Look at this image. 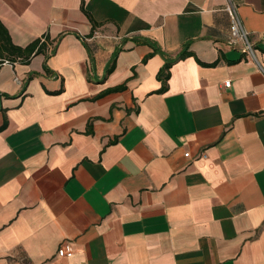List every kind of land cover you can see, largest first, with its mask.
<instances>
[{
    "label": "crops",
    "instance_id": "obj_1",
    "mask_svg": "<svg viewBox=\"0 0 264 264\" xmlns=\"http://www.w3.org/2000/svg\"><path fill=\"white\" fill-rule=\"evenodd\" d=\"M232 1L256 60L225 0H0V58L46 44L0 67V264H264V0Z\"/></svg>",
    "mask_w": 264,
    "mask_h": 264
},
{
    "label": "built area",
    "instance_id": "obj_2",
    "mask_svg": "<svg viewBox=\"0 0 264 264\" xmlns=\"http://www.w3.org/2000/svg\"><path fill=\"white\" fill-rule=\"evenodd\" d=\"M224 10L230 19L228 44L239 45L248 57L256 60L255 48L249 39V32L243 27L237 13L236 5L232 0H225ZM9 63H11L10 60L0 58V67ZM14 80L18 81V78L15 77ZM223 85L228 87L230 81H225ZM185 156H188V153H185ZM201 156L205 155L202 154ZM73 253V247L67 241H64L57 249V255L60 257H70Z\"/></svg>",
    "mask_w": 264,
    "mask_h": 264
},
{
    "label": "trees",
    "instance_id": "obj_3",
    "mask_svg": "<svg viewBox=\"0 0 264 264\" xmlns=\"http://www.w3.org/2000/svg\"><path fill=\"white\" fill-rule=\"evenodd\" d=\"M1 29H4V28L2 24L0 23V30ZM4 43H5L3 44L4 50L8 54V56H6V59L10 61H14L15 58H19L25 61L31 56V54L42 53L46 49V44L44 42H41L40 39H36L32 41L25 47H19V46L12 45L9 37L5 35ZM0 57H3V56H0ZM168 66H169V63L165 64L164 68L167 69ZM164 77L165 78L167 77V73H164Z\"/></svg>",
    "mask_w": 264,
    "mask_h": 264
}]
</instances>
